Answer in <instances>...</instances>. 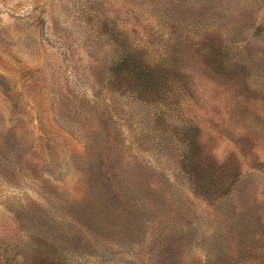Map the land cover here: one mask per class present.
I'll use <instances>...</instances> for the list:
<instances>
[{
  "label": "rangeland",
  "instance_id": "1",
  "mask_svg": "<svg viewBox=\"0 0 264 264\" xmlns=\"http://www.w3.org/2000/svg\"><path fill=\"white\" fill-rule=\"evenodd\" d=\"M0 264H264V0H0Z\"/></svg>",
  "mask_w": 264,
  "mask_h": 264
}]
</instances>
